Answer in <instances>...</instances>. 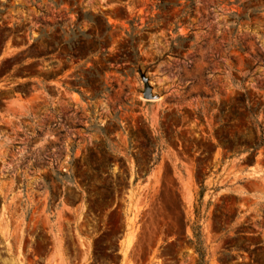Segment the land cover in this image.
Wrapping results in <instances>:
<instances>
[{"label":"rangeland","instance_id":"1","mask_svg":"<svg viewBox=\"0 0 264 264\" xmlns=\"http://www.w3.org/2000/svg\"><path fill=\"white\" fill-rule=\"evenodd\" d=\"M0 264H264V0H0Z\"/></svg>","mask_w":264,"mask_h":264},{"label":"water","instance_id":"2","mask_svg":"<svg viewBox=\"0 0 264 264\" xmlns=\"http://www.w3.org/2000/svg\"><path fill=\"white\" fill-rule=\"evenodd\" d=\"M143 97L145 99H151L152 98L151 89L147 83L145 84V90L143 92Z\"/></svg>","mask_w":264,"mask_h":264}]
</instances>
